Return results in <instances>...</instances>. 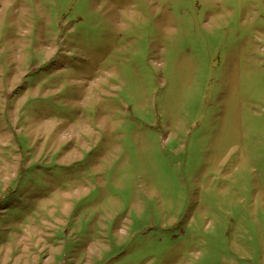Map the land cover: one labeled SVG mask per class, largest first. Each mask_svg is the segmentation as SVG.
<instances>
[{"label": "rangeland", "instance_id": "1", "mask_svg": "<svg viewBox=\"0 0 264 264\" xmlns=\"http://www.w3.org/2000/svg\"><path fill=\"white\" fill-rule=\"evenodd\" d=\"M0 264H264V0H0Z\"/></svg>", "mask_w": 264, "mask_h": 264}]
</instances>
